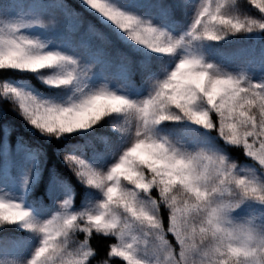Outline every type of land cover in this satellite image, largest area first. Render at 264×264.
I'll return each mask as SVG.
<instances>
[{
    "label": "clouds",
    "instance_id": "1",
    "mask_svg": "<svg viewBox=\"0 0 264 264\" xmlns=\"http://www.w3.org/2000/svg\"><path fill=\"white\" fill-rule=\"evenodd\" d=\"M82 3L173 63L151 81L147 96L133 99L107 85L91 88L92 69L78 70L83 61L58 59L39 37L21 31L55 28V18L0 20V70L71 87L67 99L56 102L0 82V94L28 124L60 139L118 114L108 125L122 137L106 168L61 154L76 180L98 191L94 204L76 209L72 196H62L40 219L22 198L0 196V229L14 225L36 240L28 255L0 254V264H130V256L137 264H264V79L223 70L196 53L199 43L264 33V0H190V24L180 35L117 0ZM193 56L200 59L195 67L187 63ZM163 122L196 125L221 143L189 148L160 131ZM251 203L259 210L241 211ZM105 237L101 254L94 241Z\"/></svg>",
    "mask_w": 264,
    "mask_h": 264
},
{
    "label": "rangeland",
    "instance_id": "2",
    "mask_svg": "<svg viewBox=\"0 0 264 264\" xmlns=\"http://www.w3.org/2000/svg\"><path fill=\"white\" fill-rule=\"evenodd\" d=\"M74 1L77 7H69L60 0H0V20L31 19L36 16L55 18L58 21L55 28L44 30L30 25L21 31L39 37L49 50L59 51L78 62L83 61L87 71L92 69L87 81L91 88L107 85L109 90L129 98L147 96L151 81L161 78L164 68H170L173 62L131 41L126 34L87 8L82 0ZM117 3L141 18H151L172 35L182 34L190 24V0H117ZM196 53L223 70L251 74L256 81L264 79L262 41L232 42L229 37L219 42L199 43ZM18 73L31 76L43 90H37L26 80L5 81L11 86L32 92L40 99L62 102L71 94V87L68 90L52 88L43 84L34 74ZM4 98L9 100L6 96ZM16 113L29 131L42 135ZM110 120L118 122L119 115L105 118L92 129L61 136L60 139L68 140L58 152L62 163L65 165L61 154L68 153L81 156L93 166L106 168L122 143L120 134L109 127ZM197 128L187 122H163L158 126L160 131L179 138L189 148L216 143L204 130ZM9 137L10 130L6 127L0 139V196L8 193L15 198H22L24 206L40 219L49 217L56 210V201L62 196H72L76 209L94 204L101 198L97 190L85 187L69 170L80 190L71 186L53 169H46L45 158L33 145L21 139L11 142ZM248 208L259 210L260 206L251 203L241 211ZM35 244L36 240L31 235L14 225L0 229V254L28 255Z\"/></svg>",
    "mask_w": 264,
    "mask_h": 264
},
{
    "label": "trees",
    "instance_id": "3",
    "mask_svg": "<svg viewBox=\"0 0 264 264\" xmlns=\"http://www.w3.org/2000/svg\"><path fill=\"white\" fill-rule=\"evenodd\" d=\"M60 1H62L65 5L69 7H77L74 0ZM230 40L232 42H264V33L236 35L230 37ZM7 79L26 80L31 82V84L35 86L37 90H43V88L29 75L21 74L11 70H0V82H3ZM6 127L10 130L9 140L11 142H14L16 139H21L36 147L40 154L45 158L46 169H53L57 174L64 177L71 186L80 190V188H78L80 186L76 184L75 178L71 175V173L68 171V169L65 167V165L62 163L58 156V152L60 151V149H62L63 146L68 143V140H59L54 138L47 139L38 133H33L29 131L25 126L23 119L13 109L11 102L5 99L2 94H0V139L3 133V129ZM211 138L216 143H221L214 137ZM227 151L230 152L233 158L247 163V159L241 153L233 149H227ZM108 239L109 238L105 237L94 241V244L97 247L99 253L103 254L105 252Z\"/></svg>",
    "mask_w": 264,
    "mask_h": 264
},
{
    "label": "snow or ice",
    "instance_id": "4",
    "mask_svg": "<svg viewBox=\"0 0 264 264\" xmlns=\"http://www.w3.org/2000/svg\"><path fill=\"white\" fill-rule=\"evenodd\" d=\"M36 23L39 24L40 22H39V21H36ZM51 51H52L53 55H54L55 57H57L58 59L67 60L68 62L72 63L73 65H77V66H78V63H79V62H78L76 59H74L73 57H71V56H66L65 54H62V53H60L59 51H56V50H51ZM187 63H189L191 66L195 67V66H197V65L200 64V59H199L198 57L193 56V57L191 58V60L188 61ZM78 70L81 71V74L87 72V69H86V68H84V69H82V70H80V69H78ZM69 78H72V77L70 76ZM203 79H204V77L201 76V81H203ZM228 79L230 80L231 78H228ZM193 98H194V97H193ZM162 118H163V117L161 116V119H162ZM26 182H27V179H26ZM111 198H112L111 195H109V200H111ZM5 203H7V202L5 201ZM67 203H69V202L66 201V204H67ZM130 264H137V261L135 260L134 257H131V256H130Z\"/></svg>",
    "mask_w": 264,
    "mask_h": 264
}]
</instances>
